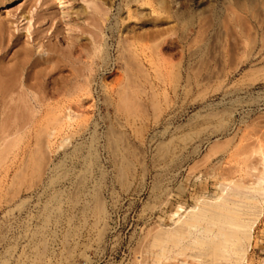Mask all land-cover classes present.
I'll list each match as a JSON object with an SVG mask.
<instances>
[{
  "label": "rangeland",
  "instance_id": "374dc122",
  "mask_svg": "<svg viewBox=\"0 0 264 264\" xmlns=\"http://www.w3.org/2000/svg\"><path fill=\"white\" fill-rule=\"evenodd\" d=\"M123 83L134 92L131 112L147 129L138 181L127 196L115 186L104 150L94 147L114 131V90ZM44 98L53 109L61 106L60 114L79 115L65 130L68 143L52 155L45 147L52 114L39 115L30 142L15 133ZM206 110L223 115L180 172L162 181L153 166L154 144H170L174 128L189 139ZM84 120L88 132L74 136ZM81 145L103 169L106 186L99 194L110 219L99 247L80 264H144L149 234L159 223H172L170 204L184 214L195 196L218 192L216 176L234 170L225 155L237 146L248 154L245 164L256 168L245 181L264 176V0H0L2 181L5 163L26 159L10 168L7 191L32 184L49 160L56 163ZM112 192L120 199L116 207ZM253 235L244 264L264 257V213ZM4 249L0 242V261Z\"/></svg>",
  "mask_w": 264,
  "mask_h": 264
},
{
  "label": "bare ground",
  "instance_id": "6f19581e",
  "mask_svg": "<svg viewBox=\"0 0 264 264\" xmlns=\"http://www.w3.org/2000/svg\"><path fill=\"white\" fill-rule=\"evenodd\" d=\"M114 93V131L100 136L94 147L104 150L115 186L120 195L127 196L138 181L135 176L142 167L140 148L147 129L128 105L130 94L134 93L131 88L123 83ZM61 111V106L53 109L46 98L38 101L33 116L15 128L19 140L30 142L31 132L41 125L40 114H52L54 126L45 136V147L51 155L64 147L68 143L65 130L79 115H63ZM222 115L218 110L203 111L199 114L198 130L189 139L174 128L170 144H154L153 166L162 181L170 182L180 172L184 158L204 143L212 124ZM89 126L87 120L79 122L73 135L83 136ZM8 138L3 142H8ZM54 139H60V144L54 146ZM89 151L84 146L74 147L60 161L49 160L32 184L12 194L7 191L9 170L21 168L26 159L20 164L11 160L3 165L6 179L2 181L0 177V242L5 249L0 264H80V259H88L90 250L99 247L110 213L99 194V188L106 186L103 169L98 163H91ZM225 156L234 170L229 175L216 176L219 191L211 196H195L193 206L184 214L180 206L170 204L167 217L172 223H159L149 234L144 264H244L249 259L254 226L264 213V176L245 181L256 168L245 164L248 154L239 146ZM17 175L18 172L13 178ZM23 193L28 196L23 198ZM110 197L113 207L119 205L116 192ZM23 202L27 206L19 208ZM258 264H264V257Z\"/></svg>",
  "mask_w": 264,
  "mask_h": 264
}]
</instances>
